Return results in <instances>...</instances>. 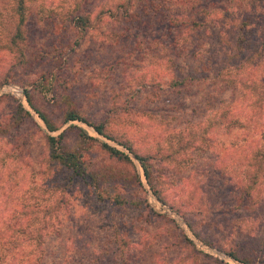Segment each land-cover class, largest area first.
I'll list each match as a JSON object with an SVG mask.
<instances>
[{
    "label": "rangeland",
    "instance_id": "rangeland-1",
    "mask_svg": "<svg viewBox=\"0 0 264 264\" xmlns=\"http://www.w3.org/2000/svg\"><path fill=\"white\" fill-rule=\"evenodd\" d=\"M73 3L74 0H39L33 6V14L38 13L41 7L48 12H56ZM124 3L128 14L122 6ZM199 4H216L222 9L234 3L230 0H95L91 7L95 25L71 56L72 70L57 71L55 75L53 71L59 68L57 58L35 61L30 69H19L9 53L0 51V58L4 61L0 62V82L4 79L8 81L0 87V100L6 95L12 97V100L0 105V121L10 122L17 105H22L32 115V121L27 122L19 133L12 132L13 137L0 139V148L9 152L18 144L24 145L28 138L26 157L17 166L18 175L15 174V166L3 165L1 159L5 154H0V187L6 185L9 189L7 195L0 190V199L3 200L0 202V231L5 234L9 226L16 227L17 224V230L21 231L9 234V237L2 234L0 254L2 259L5 258L1 263L188 264L187 259L192 255L172 247L176 235L182 231L198 251L225 264H243L220 250L225 247L234 249L243 258L253 257L254 264H264V184H261V190L255 192L257 196L262 195L261 204L253 212L248 211L250 207L245 210L246 204L239 197L240 182L232 183L234 178L228 170L229 166L224 164L228 154H231V159L237 154L238 147L254 136L246 138L244 129L231 124L230 129L213 138L212 147H208L205 155H194L190 161L191 156L184 154L181 158L185 163L179 167L175 165L172 152L163 150L167 138L176 137L187 123L205 119L209 111L223 104L222 101L232 105L233 113L239 115L236 120L240 121V113L243 112L240 92H233L223 83L218 91L213 83L201 87L189 85L187 90L172 88L173 70L179 68L181 77L187 75L189 68L186 62L194 60L192 51L185 44L178 47L176 40L160 38L159 32L154 38L159 39L158 42L135 40L140 33L136 28V14L143 18L140 23L146 20L160 26L168 24L170 16L187 15ZM240 9L244 12L243 7ZM236 13L232 11L231 18ZM199 15L208 19L207 14L201 12ZM236 15L237 20L240 12ZM214 17L219 18V15L216 13ZM45 25H33L31 39L36 45L38 42L35 43V40L47 37L45 49L51 46L57 49L56 36H49L50 31ZM237 26L238 23L233 21L224 30L225 38L231 42L230 52L236 46ZM55 32L59 34L60 29ZM198 34L196 40L202 39V44L205 41L213 44L217 39L213 28L207 37L201 32ZM172 38L175 39L174 36ZM203 48L214 50L208 44ZM207 56L211 55L205 54ZM207 64L215 70L220 68L217 57ZM43 74H53L57 79L54 80L52 93L46 98L43 94L37 95L34 103L58 128L55 133L47 129L24 93L25 88ZM214 74L208 71L210 78ZM70 103L85 118L96 124L104 123L109 135L154 157L151 162L152 178L156 180L158 176L160 183L157 186L167 204L154 196L140 163L124 145L99 136L92 127L82 122H63L64 112ZM73 125L126 153L134 165L117 161L102 149L101 143H92L84 157L94 172L93 180L71 181L69 171L54 169L48 163L46 145L48 136H58ZM263 130L264 126L258 128L256 138H260ZM182 131L186 133V130ZM168 155V160H158ZM137 174L141 186L136 181ZM19 181L22 184L16 187ZM183 184L189 185L193 196L180 198ZM106 187L112 191V198L120 195L126 204L118 206L112 198H103L101 193L106 196ZM24 189L38 193L34 195L39 197L41 208L48 211L52 208V213L46 212V224L51 225L42 232L44 240L41 247L25 236H35L41 215L35 214L38 210L33 208L24 212ZM60 201L64 204L57 211L54 204ZM130 202L138 204L133 206ZM182 203L189 206L186 217L214 247L199 240L185 218L172 208L173 205L178 209ZM27 204L35 206L34 201ZM151 210L174 220L178 230ZM240 249L243 252L240 253Z\"/></svg>",
    "mask_w": 264,
    "mask_h": 264
},
{
    "label": "trees",
    "instance_id": "trees-1",
    "mask_svg": "<svg viewBox=\"0 0 264 264\" xmlns=\"http://www.w3.org/2000/svg\"><path fill=\"white\" fill-rule=\"evenodd\" d=\"M1 1V52L9 53L19 69H30L31 64L35 61L57 58L56 63L59 64V68L57 67V69L53 71L54 75L57 71L61 72L65 69L67 71L72 70L71 56H73L77 49L83 44L89 30L95 25L92 21L93 15L91 12V7L95 0H74L73 5L56 12H48L41 7L36 14H33V6H35L39 0ZM230 2L234 4L227 5L222 9L216 4V7L211 4H199L194 6L192 12L187 15L170 16L168 24L160 26H154L152 22L146 20L140 23V20H143V18L136 14L135 17H138V20H136L138 21V27L136 28L140 30V33L136 35L135 40H146L155 43L159 41V39H154L159 32L161 34L160 38L176 40L178 47H180L179 44H181V46L185 44L187 45V49L192 51V58H194V60L192 62H186L189 68L187 75L181 77V73H179L181 69L177 68L173 70L174 77L170 82L172 88L178 89L183 87L184 90H187L189 89V85L201 87L207 85V83H213L215 85V90L218 91L220 88L219 85L223 83L233 92H240V101L242 102L241 109H243V112L240 113V121L236 120V117H239V115L233 113L232 105L222 101L223 104L209 111L205 119L196 123H187L185 129H182L186 130V133L179 130L176 137L172 139L167 138L165 141L167 144L163 150H170L172 152L171 156L175 160V165L179 167L180 164L185 163L181 158L184 154L191 156L190 161L194 159V155H205L209 150L208 147H212L213 138L224 132V130L230 129L231 124H237L238 127L244 129L247 135L246 138L253 135V139H246V143L242 146L240 145L238 147L239 150L236 149L238 151L235 156L230 159L231 154H228L226 157L227 159L224 161V164L229 166L228 170L234 178L232 183L240 182L239 197L240 201L246 204L244 209L247 210L250 207L248 211L253 212L258 204L262 202V195L257 196L255 192L261 190V184H264V130L260 138H256L258 136L256 131L258 128L264 126V0H230ZM151 4L153 5V2H151ZM122 6L128 14L126 3L122 4ZM240 7H243L244 12L241 11ZM232 11H237L236 14L240 12V18L236 20V14L231 18ZM201 12L207 14L211 22L208 19L200 17L199 14ZM216 13L219 15V18L214 17ZM233 21L234 23H238L236 29L237 38L235 40V49L234 51L232 49L230 52L228 48L231 42L225 38L224 30ZM43 23H46L45 26H47L48 31H50L49 36H56L57 49H53L54 46L45 49L44 44L47 41V37L40 41L35 40V43H38L34 45V39H31V27L33 25L41 27ZM57 28L60 29L59 34L55 32ZM212 28L217 32V39L213 44L206 43V41L202 44V39L196 40V37L199 35L198 32H201L202 36L207 37L209 32H212ZM172 36H174L175 39H171ZM207 44L212 46L214 50L211 51L203 48V46ZM193 45L194 48L192 49ZM205 54H210L211 56L205 57ZM216 57L220 65L218 70L210 68L207 64L212 58ZM168 61L170 63L173 62L172 60ZM0 62H4L2 58H0ZM210 70L211 73H215L213 78H210L208 75V71ZM54 75L50 74L46 76L43 74L42 77L37 79L32 85L26 87L24 91L29 104L36 110L46 124L47 129L52 133L57 132L58 128L36 107L34 101L37 99V95L43 94L44 98H46L47 94L52 93L54 80L57 79ZM7 82L6 79L1 81L0 87L6 85ZM6 100H12V97L8 95L4 96L0 100V105ZM253 111L255 112L252 114ZM10 117V122L7 121L5 123L0 121L1 140L13 137L14 135H11L12 132L13 134L19 133L27 122L32 121L31 113L22 105L15 106ZM63 122L65 124L82 122L92 127L99 136L124 145L130 153L134 154L140 163L144 176L154 196L164 205L167 204L168 201H166L161 190H159L157 186V184L160 183L158 176L155 178L156 180L152 178L153 171L151 162L154 157L141 153L132 145L123 143L112 134L109 135L104 123L96 124L90 119L85 118L79 110L74 109L72 103L69 104V108L64 112ZM201 123L203 125H199ZM205 124H208L207 127ZM30 138H32V135ZM26 141H24V145L18 144L15 149L9 152L0 148V154H5L4 159L0 158L3 165L15 166V174L17 175L19 174V169L17 168L18 163L26 157L25 149H27L28 146V142ZM92 143H101L102 149L117 161L127 165H134L131 158L126 153L107 143L101 142L97 138L91 137L85 129L74 125L58 136L50 135L47 137V161L54 169L69 171L71 181L82 180L90 182L94 178V172L91 166L86 162L84 156L88 146ZM169 158V155L165 157L161 156L158 160L163 162V160H168ZM12 162L15 164H9ZM136 181L141 186L138 174ZM16 184V187H20L22 182L19 181ZM106 188V196L102 195V193L101 196H104L103 198H112V191L109 190L108 187ZM0 190H2L5 195L9 192L6 185H1ZM34 191L24 189L22 195L23 202H25L24 212H29L30 208L37 209L38 211L35 214L41 215V220L39 221L40 225L37 226L34 232L35 236H32L33 234H26L25 236L30 238L29 240L35 245L37 244V246L41 247L44 240L42 232L47 230L48 226L51 225L49 223L46 224V212L52 213V208L50 207L51 209H49V211L47 208H41L39 197H35L36 195H34L38 193H33ZM187 195L193 196V193L189 185L183 184L180 198ZM112 200L113 203L118 206L126 204L120 195H115ZM2 201L3 200L0 199V202ZM31 201L35 202V206L27 204ZM63 204V201H60L59 203H55L54 207L58 211ZM130 204L135 206L138 203L130 202ZM147 206L148 204L145 207ZM1 207L2 205L0 204V208ZM172 208L185 218L190 229L199 240L210 247H214V245L207 241L203 234L195 228L194 223L189 221V217H186L189 209L188 204L182 203V206L178 207V209L172 205ZM152 213L155 216L171 222L178 230L179 227L174 220L165 215ZM21 222H24V220ZM17 226L19 225L17 224L16 227L9 226L5 234L0 231V250L2 248V238L9 237V234L14 235L15 233H21L20 230H17ZM54 230L58 232L59 228H55ZM2 234H4V237H2ZM22 243H25V241H22ZM172 247L180 249L181 252L186 251L192 255L187 259L188 264H225L217 258L198 251L194 243L182 231H180L179 235H176ZM220 250L243 264H254L253 257L249 258L246 256L243 258L241 254L239 255L233 251L234 249L225 247ZM241 252H243V250L240 249V253ZM4 258L2 259V254H0V264H3L1 262ZM40 260L41 259H39L37 263H39Z\"/></svg>",
    "mask_w": 264,
    "mask_h": 264
},
{
    "label": "water",
    "instance_id": "water-1",
    "mask_svg": "<svg viewBox=\"0 0 264 264\" xmlns=\"http://www.w3.org/2000/svg\"><path fill=\"white\" fill-rule=\"evenodd\" d=\"M92 130H93V132H95L93 128H92ZM95 133H96V132H95ZM96 134H97V133H96ZM135 159H137V158H135Z\"/></svg>",
    "mask_w": 264,
    "mask_h": 264
}]
</instances>
